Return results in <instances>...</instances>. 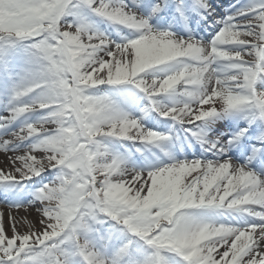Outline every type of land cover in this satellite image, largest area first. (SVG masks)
<instances>
[{
  "label": "snow or ice",
  "instance_id": "snow-or-ice-1",
  "mask_svg": "<svg viewBox=\"0 0 264 264\" xmlns=\"http://www.w3.org/2000/svg\"><path fill=\"white\" fill-rule=\"evenodd\" d=\"M198 5L202 19L215 12ZM78 8L129 35L68 21ZM150 8L0 0V52L19 44L30 62L0 114V150L22 153L0 170V196L40 214L23 233L10 218L11 236L0 221V264H264V0L216 17L210 40L157 29L163 5ZM102 86L112 91H91ZM151 113L171 128L149 127ZM224 119L246 126L213 133ZM177 125L211 158L134 163Z\"/></svg>",
  "mask_w": 264,
  "mask_h": 264
},
{
  "label": "bare ground",
  "instance_id": "bare-ground-1",
  "mask_svg": "<svg viewBox=\"0 0 264 264\" xmlns=\"http://www.w3.org/2000/svg\"><path fill=\"white\" fill-rule=\"evenodd\" d=\"M128 2L131 4V0H128ZM256 2L257 0H209V3H211L215 9V12L212 16H208L207 19L201 18L203 9H200L199 12L196 10L199 7L198 0H139V10L145 15H148V13L151 11L150 5L159 3L163 5V10L152 17L150 22L154 27L159 30H170L181 36H186L190 33L196 38L210 40L220 28V25L216 24L215 22L216 17L222 18L226 14L233 13ZM177 4H181L183 6L182 12L176 10ZM145 5H149V7L145 9ZM203 14L207 15V13ZM66 19L73 23L84 24L96 30L103 31L117 41L120 39L118 32L122 33L124 36L129 35L128 29L114 26L113 24L99 16H96L95 14L90 13L89 11L86 12V17L82 19H77L70 15H68ZM28 67H30L28 62L21 61V59L18 58L15 61V64H10L8 71L10 72L12 78L20 84L25 70ZM137 95L139 96L141 94L137 93ZM7 102L8 98H4L2 103L0 102V114H4L6 109L10 108L12 104H14H7ZM140 103L143 104L146 103V101H140ZM39 115V113L30 114L29 119L34 120ZM136 115H140V113L137 112ZM224 120L217 121V125L220 126L225 124ZM144 122L149 127L157 128V125L150 120H145ZM13 127H15V125H13ZM219 132H221L220 128L214 129L215 134H218ZM8 138L10 137H0V140ZM237 151L238 150L236 148H233L229 154L234 155L237 153ZM19 154L22 153H5L3 150H0V170L11 171V158ZM171 156L175 157L177 160H182L185 158L192 159L194 157L202 156L211 158L210 153H204L203 151H197L194 153L180 152ZM159 161H162L163 163H169V155L161 157ZM143 165L144 163L139 167H143ZM202 214L210 221L235 222L232 219L231 214L220 215L219 210H205ZM10 218L14 219L18 226V231L21 233L27 231L30 225L33 226L34 229H39L40 227V225L37 223V221L40 219V214L36 207H28L27 205L12 207L4 203L3 197L0 196V221H2L6 230V234L9 236L12 235L9 226L13 222V219Z\"/></svg>",
  "mask_w": 264,
  "mask_h": 264
},
{
  "label": "rangeland",
  "instance_id": "rangeland-1",
  "mask_svg": "<svg viewBox=\"0 0 264 264\" xmlns=\"http://www.w3.org/2000/svg\"><path fill=\"white\" fill-rule=\"evenodd\" d=\"M74 2H76V0H74ZM88 10L87 9H85V8H78L77 10H75L72 14H70V16H73L74 18H77V19H82V18H84V17H86V12H87ZM17 51L20 53H17ZM11 53H13L14 55H16V56H18V57H20L23 61H26V62H28L29 61V54L25 51V49L23 48V47H21V45H19V44H17V45H11V46H9L8 47V49H7V52L6 53H3V52H0V73H3V74H5L8 78H10L9 77V75H8V73H7V71H5V69H6V64H7V58H8V55L9 54H11ZM8 59H11V58H8ZM12 60V59H11ZM13 61V60H12ZM17 86V84H13V86L11 85L10 87L9 86H6V95L8 96V97H12V95H13V90H14V88ZM3 89V88H2ZM0 93H2V94H4V90H1L0 89ZM93 93H96V94H102V93H110L112 90L111 89H109V88H106V87H103V88H101V90H100V92H96V90H91ZM126 144V143H125ZM128 146H130L131 144L130 143H128L127 144ZM116 147L118 148V150L122 153V152H124V150L125 149H122V147H120V144H119V142H116ZM128 148H130V147H128ZM133 151V150H132ZM133 152H135V151H133ZM157 155H159L158 153L157 154H154V158H153V156H151L150 154H149V152L148 151H146V150H144V153H143V155L142 154H140L139 153V155H137L136 153H135V155L132 157V159H133V161H134V163L135 164H137V165H140V163L141 162H139L140 161V158H142L143 160L145 159V158H147V159H150V160H153V159H155L156 157H157ZM158 158V157H157ZM96 227H101L100 225H96Z\"/></svg>",
  "mask_w": 264,
  "mask_h": 264
}]
</instances>
